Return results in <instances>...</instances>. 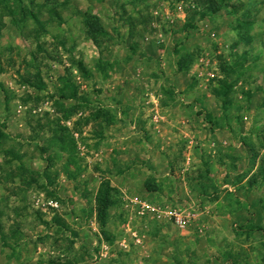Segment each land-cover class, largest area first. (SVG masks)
<instances>
[{"label": "rangeland", "instance_id": "1", "mask_svg": "<svg viewBox=\"0 0 264 264\" xmlns=\"http://www.w3.org/2000/svg\"><path fill=\"white\" fill-rule=\"evenodd\" d=\"M223 1L0 0V264H264V0Z\"/></svg>", "mask_w": 264, "mask_h": 264}, {"label": "trees", "instance_id": "2", "mask_svg": "<svg viewBox=\"0 0 264 264\" xmlns=\"http://www.w3.org/2000/svg\"><path fill=\"white\" fill-rule=\"evenodd\" d=\"M210 1V0H208ZM224 1L223 0H217V3H218V8H220V4L223 3ZM217 8V9H218ZM1 20V18H0ZM86 25L87 27H89V23L86 22ZM93 28H90L88 33L91 35L94 31L95 32H101V29L99 27V25L97 24V22H95L92 26ZM2 28V24H0V29ZM185 63V62H184ZM183 62H179L178 63V66H179V69L185 67V64ZM78 71L84 75H87V72L84 68V66L81 64V63H78L76 65ZM75 97V96H73ZM3 137V134L0 133V138ZM110 201L108 199V192L107 190H100L98 192V195H97V198H96V211H97V218H98V221L100 223V226L101 228H104V219H105V216H106V211L108 209V207L110 206ZM103 233V232H102Z\"/></svg>", "mask_w": 264, "mask_h": 264}, {"label": "built area", "instance_id": "3", "mask_svg": "<svg viewBox=\"0 0 264 264\" xmlns=\"http://www.w3.org/2000/svg\"><path fill=\"white\" fill-rule=\"evenodd\" d=\"M175 223L179 226V227H182L183 226V221L180 219V218H177L175 220Z\"/></svg>", "mask_w": 264, "mask_h": 264}, {"label": "crops", "instance_id": "4", "mask_svg": "<svg viewBox=\"0 0 264 264\" xmlns=\"http://www.w3.org/2000/svg\"><path fill=\"white\" fill-rule=\"evenodd\" d=\"M232 204H233L234 208L238 207L236 203H232ZM217 206H218V204H217ZM242 218H243V217H242ZM243 219H245V220H246L245 216H244V218H243ZM251 222H252V221H251ZM252 223H254V222H252Z\"/></svg>", "mask_w": 264, "mask_h": 264}]
</instances>
